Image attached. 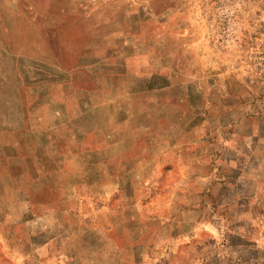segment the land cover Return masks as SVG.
Returning <instances> with one entry per match:
<instances>
[{
	"label": "rangeland",
	"instance_id": "374dc122",
	"mask_svg": "<svg viewBox=\"0 0 264 264\" xmlns=\"http://www.w3.org/2000/svg\"><path fill=\"white\" fill-rule=\"evenodd\" d=\"M0 264H264V0H0Z\"/></svg>",
	"mask_w": 264,
	"mask_h": 264
}]
</instances>
